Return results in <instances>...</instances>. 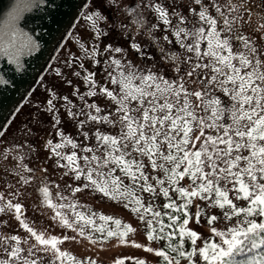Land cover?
Returning a JSON list of instances; mask_svg holds the SVG:
<instances>
[{"label":"snow or ice","instance_id":"1","mask_svg":"<svg viewBox=\"0 0 264 264\" xmlns=\"http://www.w3.org/2000/svg\"><path fill=\"white\" fill-rule=\"evenodd\" d=\"M31 5L0 11L17 67ZM80 5L87 31L28 123L0 121V264H150L105 260L113 241L151 264H264V0ZM97 197L127 219L82 204Z\"/></svg>","mask_w":264,"mask_h":264},{"label":"water","instance_id":"2","mask_svg":"<svg viewBox=\"0 0 264 264\" xmlns=\"http://www.w3.org/2000/svg\"><path fill=\"white\" fill-rule=\"evenodd\" d=\"M11 2L0 0V11ZM80 7V0H44L43 4L32 0L22 26L38 42V47L20 58V67L0 56V121L5 126L42 76Z\"/></svg>","mask_w":264,"mask_h":264},{"label":"rangeland","instance_id":"3","mask_svg":"<svg viewBox=\"0 0 264 264\" xmlns=\"http://www.w3.org/2000/svg\"><path fill=\"white\" fill-rule=\"evenodd\" d=\"M125 15H127V14H125ZM79 16H80V11H79V14L76 16L75 20L73 21V23L71 24V26L69 28V31L67 32L66 36L60 41L55 54L53 55V57L48 62V65H47L45 71L42 73V77L36 82L35 86H33L31 92L29 93V95L26 97L24 102L19 107V108H21L22 105L25 102H27V100H28V104L26 106V111L28 112V114L33 112L36 103H38L40 98L43 96V94L45 92V85L56 82L55 81V75L56 74L54 72V69L57 68V67H61V64H62L63 59H64V55L69 51V48H75V49L78 50L79 45L77 43V39L76 38H77L78 35H81L82 33H85L87 31V25L85 24L83 19L81 18L78 21L77 17H79ZM130 19H131L130 20L131 23L133 24V18L131 17ZM124 20L125 19L121 20V18H120L118 20V23L126 25V23H123ZM128 34H129V32H128ZM128 34H127V36H130L133 33H131L129 35ZM127 36H126V38H131V37H127ZM129 59H131V57H129ZM150 59L151 58H149V60ZM93 67H95V66H93ZM47 70H49V71L46 72ZM81 90L83 91L84 89L82 88ZM19 108L16 111V113L19 111ZM13 116L8 121L6 126L9 125V124H13ZM27 119H29V117ZM18 120L20 122V118ZM19 122L16 121L17 124L21 123V122L20 123ZM13 127L15 128L16 124H13ZM12 138H13V136H9L8 137L9 140H11ZM0 143H2V141H0ZM66 147H68V148H66V150H67V149H69L70 146H66ZM25 156L27 157L26 153H25ZM9 159H11V157H9ZM29 160H31L30 157H28L26 159V162H29ZM32 162L33 163H38V161H32ZM57 175H59V173H57ZM65 182H67V181L65 180ZM54 190H55V185H53V191ZM34 202L35 201H32V203H34ZM84 203H87L90 207H92L95 210L104 211L106 214L109 213V212L119 213L124 219H127V212L128 211L127 210L121 211L120 207H116L115 206V202H112L111 204H109L106 199L105 200H101L99 197H97L95 199L89 198L87 200H83L82 204H84ZM29 213H31V209L30 208H29ZM34 215L36 216L37 219L39 218V213H35ZM5 219H7V218L5 216H3V214H0V220H5ZM30 219H31V216H30ZM50 221H51V217L48 216L47 220L45 222H50ZM8 224H9V227L15 228L14 221L8 220ZM7 230L8 229H6L2 225H0V232L7 231ZM135 236H136V239H141L139 232H137L135 234ZM73 247L75 248L76 246H73ZM116 254H121V255H124L126 257L127 256H131V255L145 256V257H147L149 259L150 264L153 261V257H151L149 254H147L143 250L137 249V248L132 247V246H127V245L118 246V245L115 244V241L112 242V246L107 251L101 252V256H103L105 258V260H107L110 257L114 258Z\"/></svg>","mask_w":264,"mask_h":264},{"label":"trees","instance_id":"4","mask_svg":"<svg viewBox=\"0 0 264 264\" xmlns=\"http://www.w3.org/2000/svg\"><path fill=\"white\" fill-rule=\"evenodd\" d=\"M131 16L129 15L128 17H127V19H125L124 20V22L123 23H126V26L129 28V34H131V33H133V30L135 29V25L134 24H132L131 23ZM121 20H123V18H121ZM128 34V35H129ZM137 35H139V31L137 30V33H136ZM127 37H131L132 38V35H130V36H127ZM143 39H145V41L148 39V37L147 36H144L143 37ZM150 58V57H149ZM49 70H47L46 72H48ZM27 104H28V100H27V102H25L23 105H22V107L19 109V111L15 114V116H16V121L17 122H19V118H20V124L21 125H25V124H27L28 123V121H29V119H27L28 117H29V115L30 114H28V112L26 111V106H27ZM21 111V112H20ZM18 114V115H17ZM21 135V132L18 130V131H16L15 133H13V137H16V138H18L19 136ZM13 139V138H12ZM66 148H68V147H66ZM71 148V146L69 147V149ZM125 183H127V181L125 180L124 181ZM91 208V210H93V211H95V209H93L92 207H90ZM101 211V210H100ZM128 212L130 211V209L129 210H127ZM161 243H163L162 241H161ZM127 264H133V262L131 261V260H129L128 262H127Z\"/></svg>","mask_w":264,"mask_h":264}]
</instances>
